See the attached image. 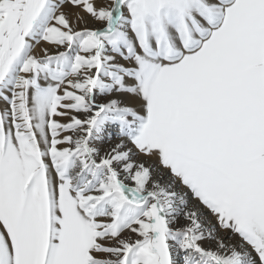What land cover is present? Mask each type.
I'll return each instance as SVG.
<instances>
[{"label":"snow or ice","instance_id":"obj_1","mask_svg":"<svg viewBox=\"0 0 264 264\" xmlns=\"http://www.w3.org/2000/svg\"><path fill=\"white\" fill-rule=\"evenodd\" d=\"M0 264H264V0H0Z\"/></svg>","mask_w":264,"mask_h":264}]
</instances>
